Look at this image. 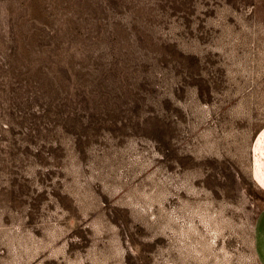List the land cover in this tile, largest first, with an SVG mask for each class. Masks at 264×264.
<instances>
[{"label":"rangeland","instance_id":"obj_1","mask_svg":"<svg viewBox=\"0 0 264 264\" xmlns=\"http://www.w3.org/2000/svg\"><path fill=\"white\" fill-rule=\"evenodd\" d=\"M264 0H0V264H260Z\"/></svg>","mask_w":264,"mask_h":264},{"label":"crops","instance_id":"obj_2","mask_svg":"<svg viewBox=\"0 0 264 264\" xmlns=\"http://www.w3.org/2000/svg\"><path fill=\"white\" fill-rule=\"evenodd\" d=\"M257 138L256 151L258 157L255 176L259 184L264 187V129L260 132ZM254 240L257 259L260 264H264V206L255 220Z\"/></svg>","mask_w":264,"mask_h":264}]
</instances>
